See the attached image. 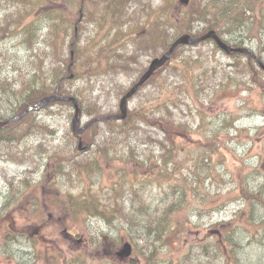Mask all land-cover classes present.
<instances>
[{"label": "trees", "instance_id": "obj_1", "mask_svg": "<svg viewBox=\"0 0 264 264\" xmlns=\"http://www.w3.org/2000/svg\"><path fill=\"white\" fill-rule=\"evenodd\" d=\"M6 1H9V8L5 12L1 3ZM0 12L1 40H17L14 50L3 49L0 43V50H3L0 51V100L9 105L6 109L0 108V121H7L54 93L75 97L83 116L80 98H85L88 86L94 83L92 76L109 77L114 81L124 74L132 80L137 79L145 67L142 57L161 54L183 33L199 36L212 29L224 38V34L230 32L229 25L239 24L241 20L250 21L252 25L258 21L256 27H260L264 20V0H190L187 6H181L178 0H0ZM75 32L77 39L73 46L70 79L67 66ZM184 47L193 46L179 47L171 59H176ZM47 48L53 53L48 61L41 57ZM139 48L141 50H137ZM235 60L238 64L244 63L237 66L235 73L264 90V72L254 61L251 58L246 62ZM24 65L32 67L25 73L27 76L22 75ZM4 68L9 71L5 73ZM166 72H156L134 95L139 103L128 111L125 119L96 121L79 136L70 128L66 143L64 139L56 142V149L52 151L34 150L29 154L30 159L26 160L34 167L27 174H41L40 183L49 190L53 209L51 217L39 222V228H28L24 235L32 245L31 260L43 259L44 264L65 262L56 242L45 236L46 228L52 225L58 231H80L88 236L87 244L82 245L78 240L80 252L66 264H90L88 259L91 258H95L94 264H106L96 263V259L108 249V244L115 243L116 246L123 240L132 243L136 256L125 261L115 259L107 264H240L237 252L244 247L241 242L243 230L254 238L252 227L259 222V227L263 228L264 223V211L257 215L253 212L257 207L264 209V190L250 186L249 171L246 176L238 172L225 199L215 204L211 202L207 208L213 212L230 202L245 208L239 209L231 220L223 221L226 222L224 228L213 235L206 233L205 239L198 243L185 245L186 251L181 254L164 244L170 236L186 239L192 232H197L199 225L192 219V214L200 211L192 207V200L206 179L216 178L222 182L217 165L208 162L211 158L199 156L197 159L203 163L201 169L206 178L202 179L196 169L190 171L197 176L184 173L180 157L191 135L190 102L187 100L198 99L197 85L204 91L206 78L199 79L198 84L192 83L189 78L192 72L186 61ZM76 80L81 83L74 89L67 86ZM185 83L190 86H184ZM183 88L185 93L180 96L178 90ZM108 90L106 86L107 94ZM125 91L119 86L117 93L124 94ZM55 104L71 105L69 102ZM85 113L91 115L89 120L115 114L100 107ZM261 113L264 117V106ZM34 114L28 112L22 119L0 128L3 153L8 152L16 160H22L20 156L24 153L12 148L8 150L4 140L23 138L31 130L30 123L36 121ZM102 124L106 126V132L100 133ZM262 129L264 132V127ZM1 131L7 132L5 139ZM42 140L38 139L37 143ZM79 140L84 151L78 150ZM196 144L209 145L205 141H196ZM100 176L102 183L94 181V177ZM58 182L80 184L83 190L74 196L62 191ZM154 185L163 190L166 197L162 199L166 202L155 205L149 202L144 191ZM244 210L252 217L245 216ZM40 212L42 215V208ZM35 213L33 215L37 216ZM6 214L7 211L0 212V221ZM93 217L111 224L118 232L121 230L125 237L111 238L116 236L102 230L94 234L89 223ZM236 222L241 225H235ZM12 229L11 222H4L0 228L1 256L6 264H27L19 260L18 253L16 256L14 251L6 248L21 238L20 233ZM38 237L48 240L46 246L53 250L45 247L47 252L43 257L41 246L38 247L35 240ZM84 253L88 255L84 256Z\"/></svg>", "mask_w": 264, "mask_h": 264}, {"label": "rangeland", "instance_id": "obj_2", "mask_svg": "<svg viewBox=\"0 0 264 264\" xmlns=\"http://www.w3.org/2000/svg\"><path fill=\"white\" fill-rule=\"evenodd\" d=\"M1 7L6 12L9 8V1L1 3ZM30 19L31 17H28V20ZM257 23L258 21L253 22L254 26L250 21L245 22L243 20L239 24L231 23L229 25L231 27L230 32L224 34V38L229 41L234 39L242 40L248 46L264 55V20L261 22L260 27H256ZM250 28L252 29L249 31ZM0 43L3 49L14 50L17 40L10 39L3 41L0 36ZM0 51L3 50L1 49ZM19 52L21 53V49ZM198 53L203 55H199ZM52 55V50L47 48L46 54L41 55V57H44L48 61L52 58ZM149 60L147 57H142V61L146 65ZM171 60L166 67L167 72L171 71L173 66L181 65L183 61H186L192 72L189 77L192 83L198 84L201 78H206L205 83L213 82L210 85L204 83V91L201 90V85H197L198 99L196 101L192 99L187 100L190 102L188 107L191 113L189 119L191 123V135L189 144L186 146L184 152L180 153L183 161L182 169L186 174L197 176L190 171V169H196L197 174L202 179H205L206 177L201 169L203 163L197 162V159L199 156H202V158L209 157L211 159H208V162L212 165H217V172L220 173V178L222 179V182H219L216 178L214 180L206 179L204 186L199 189V192L192 200V207L200 211V213H197L200 216L192 214V219H195L199 225L197 232H192L186 239L185 237L170 236L165 240L164 244L172 248L170 250L181 254L186 251L185 245L198 243L202 239H205L206 233L210 232L213 235L226 226V222L223 221L231 220L239 209H245L241 208L237 202H230L213 212L208 210L210 208L208 206L212 205L211 202L215 204L225 199L227 190L233 184L232 179L236 178L238 172L242 176H246L249 171L247 180L250 186L264 190V132H262L264 117L261 113V107L264 106V90H259L255 85L249 83L247 79L242 78L239 73H235V68L231 67L234 63L232 58L217 50L209 41L191 48L185 49L184 47L177 54L176 59L174 57ZM2 64H4V61ZM242 65L243 63L239 64V66ZM24 67L25 70L22 75L27 76L25 73H29L32 67L25 65ZM183 70L186 69L184 68ZM3 71L6 73L9 70L4 68ZM47 72L51 76L56 77L49 70ZM92 79L94 83L88 86L89 89L85 94V98H80L84 111V115L81 116V126L91 117L90 114H86L85 112H93L97 107L103 108L105 112L111 111L117 113L119 100L123 95L120 92L117 93L119 86H123L127 90L133 83V80L124 74L118 76L114 81H110L109 77H100L98 75L92 76ZM80 83L81 80H76L67 84V86L74 89ZM106 86L109 87L108 94L104 91ZM246 86L248 89H246ZM168 89L173 90L171 87ZM183 90L184 88L178 90L180 96L185 93ZM99 96L100 99H98ZM138 103L139 101L135 97L130 100L128 106L130 109H133ZM46 106L44 107L45 109L36 112V121L30 123L31 130L26 132L23 138L18 141L11 139L9 142L4 140L8 146V150L12 148L16 152L24 153V156H20L22 160H16L8 152L3 153L0 148V212L7 211L6 217L0 221V228H3L4 222H11L13 225L12 230L20 233L21 238L19 242L6 248L12 250V252L14 251L16 256L18 253L19 260L27 264H44L43 259L41 261L37 258L30 259V253H33V249L31 243L26 240L24 235L28 232V228H39V222L52 215L53 209L49 203L51 199L49 190L44 188L40 183L41 174L35 173L31 176L27 174L34 166L28 164L26 159H30L29 154L33 153L34 150L41 151L46 149L52 151L56 149V142L65 139L66 143V136L70 129L71 117L73 116L71 105L53 104L48 107ZM1 132L4 133L3 139H5L4 137L7 136V132ZM99 132H106L104 124H102ZM38 139L43 140L37 143ZM196 141H205L209 145L199 146L196 144ZM36 157L38 158V156ZM106 177L107 179H113L110 176ZM93 179L100 183L103 181L101 176L94 177ZM9 183L16 190L11 188ZM57 184L62 191L69 192L74 196L79 195L83 190L80 184L62 185L60 182ZM145 190V195L152 205L161 201H167L162 199L166 196L158 185H154L150 189L146 188ZM40 200L41 204L44 202L42 206L38 204ZM38 207L39 210L37 211ZM40 208L43 209L42 215ZM263 211L264 209L261 207L253 210L256 215L258 212ZM33 213L37 214V216H32ZM244 215L252 217V214L248 210H244ZM89 223L91 224L90 229L94 234H98V231L102 230L104 233L116 236L111 238H117V236L120 238L122 236L125 237L121 230L118 232L111 224L105 223L100 218H90ZM235 225H241V223L236 222ZM262 226L263 228L259 227L258 222L256 227H252L251 233L256 235L254 238L249 236L250 232L247 233V231L243 230L241 242L244 247L237 252L240 264H264V223ZM54 228V226L49 225L45 230V236L47 239L56 242L58 248L63 253L65 262L70 258L76 257L77 253L80 252L78 249L79 243L83 245L88 242L87 234L85 235L80 231H58ZM35 240L38 243V247L41 246L42 257L47 252L45 247L53 251L52 247L46 246L48 240H42L41 237L35 238ZM1 245L0 238V252ZM66 246H68V249ZM118 247H120V244L116 246L115 243L108 244V249L102 252V256L96 259V263L105 262L107 264L111 260L110 258H112L109 257L110 254L116 251ZM166 253L167 255L169 254V249L166 250ZM87 255L88 253H84V256ZM88 260L90 264L95 263V258ZM6 263L7 261L0 253V264Z\"/></svg>", "mask_w": 264, "mask_h": 264}, {"label": "water", "instance_id": "obj_3", "mask_svg": "<svg viewBox=\"0 0 264 264\" xmlns=\"http://www.w3.org/2000/svg\"><path fill=\"white\" fill-rule=\"evenodd\" d=\"M181 3L183 4H188L189 0H180ZM206 39H213L215 43L218 45L219 48H221L223 51L226 53H229L231 51H242L241 49H233L229 45H226L223 41L220 40V38L215 34L214 31H209L205 35L198 37V38H193L188 34L182 35L178 37L170 46V48L161 56L158 58H154L147 71L141 76V78L137 81V83L121 98L120 103H119V109H120V114L115 115V116H108L105 117L106 119H124L127 114V100L134 95V93L137 91V89L146 81L150 78V76L153 74V72L163 66L171 57V54L173 51L179 46V45H191L195 44L197 42L206 40ZM260 68L264 70V63H259ZM54 99H57V97L53 96L50 98L43 99L39 106L43 105L44 103L48 101H52ZM76 109V115L73 119V125H75L77 121V105L74 100H72ZM4 123H0L2 125ZM87 127V125L84 127V129ZM76 127H74L75 129ZM79 146H81V143H79ZM131 245L129 243H124L122 248L117 252V255L119 257H125L128 256L131 253Z\"/></svg>", "mask_w": 264, "mask_h": 264}, {"label": "bare ground", "instance_id": "obj_4", "mask_svg": "<svg viewBox=\"0 0 264 264\" xmlns=\"http://www.w3.org/2000/svg\"><path fill=\"white\" fill-rule=\"evenodd\" d=\"M184 86H190V84L189 83H185ZM8 107H9V105L6 102H4L3 100H0V108L1 109H6Z\"/></svg>", "mask_w": 264, "mask_h": 264}, {"label": "flooded vegetation", "instance_id": "obj_5", "mask_svg": "<svg viewBox=\"0 0 264 264\" xmlns=\"http://www.w3.org/2000/svg\"><path fill=\"white\" fill-rule=\"evenodd\" d=\"M233 44H234V43H233ZM233 44H232L233 47H236V46H245V47H247L244 43L234 44L235 46H234ZM252 51H253V50H252ZM255 54H256V53H255Z\"/></svg>", "mask_w": 264, "mask_h": 264}]
</instances>
